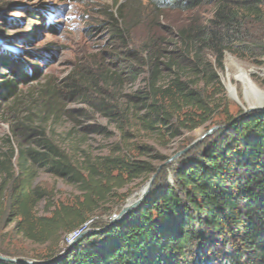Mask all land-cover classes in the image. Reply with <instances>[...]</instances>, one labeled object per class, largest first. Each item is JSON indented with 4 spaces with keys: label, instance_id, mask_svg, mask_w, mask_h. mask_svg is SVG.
<instances>
[{
    "label": "trees",
    "instance_id": "1",
    "mask_svg": "<svg viewBox=\"0 0 264 264\" xmlns=\"http://www.w3.org/2000/svg\"><path fill=\"white\" fill-rule=\"evenodd\" d=\"M206 5L212 7V17L201 22L197 12ZM170 10L192 13L190 21L177 29L161 25L159 32L150 29L146 36H136L139 13L150 12L155 19ZM101 15L96 31H107L112 38L110 55L121 60L128 56L133 66L123 74L111 69L100 76L124 75L128 80L140 69L146 73L144 89H136L130 101L118 107V116L131 109L146 129L162 125L166 130L173 120L194 129L211 121L215 109L204 92L220 85L217 68L223 67L224 52L236 53L237 43L248 38L243 22L264 21V0H115ZM172 45L179 48L170 49ZM261 49L264 53V46ZM205 52L214 56L217 66L203 57ZM8 66L18 75L0 83V97L9 100L18 96L21 81L29 84L38 78ZM84 75L75 69L61 84L48 85L44 99L45 93L56 97L53 106L60 110L64 99L85 94L80 89L95 84ZM224 120L223 127L191 150L200 152L180 156L174 169L176 188L156 185L142 208L114 226L94 223L98 231L70 247L68 235L81 229L116 187L155 168L124 156L74 160L49 139L14 148L9 158L0 159V174L6 179L0 186V223L7 217L17 235L46 246L43 254L31 256L34 264H264V111L235 118L226 110ZM41 169L70 179L82 196L71 204H49L50 213L40 215L37 207L47 198L35 185ZM195 242L200 251L192 259ZM0 254L28 257L2 246ZM0 264L18 263L0 259Z\"/></svg>",
    "mask_w": 264,
    "mask_h": 264
},
{
    "label": "rangeland",
    "instance_id": "2",
    "mask_svg": "<svg viewBox=\"0 0 264 264\" xmlns=\"http://www.w3.org/2000/svg\"><path fill=\"white\" fill-rule=\"evenodd\" d=\"M114 1L0 0V83L17 80L18 75L8 64L38 78L29 84L19 82L16 98L8 100L0 97V159L9 158L14 148L30 147L42 139H49L74 160L124 156L144 161L155 168L150 174L126 181L121 188L116 187L106 201L100 203L92 218L82 227L81 235L75 239L94 230L97 232L94 223L110 225L129 202L137 199L142 190L144 192L153 176L151 192L161 183L176 188L174 169L180 156L167 161L209 128L223 125L226 110L235 118L254 111H264L259 109L264 108V53L261 49L264 46V21L249 20L243 22V32L248 38L244 43H237L236 53L224 52L223 67L217 68L220 85H210L204 92L210 98L211 108L215 109L211 121L194 129L180 126L175 120L170 122V128L166 130L162 125L146 129L134 119L131 109L125 115L118 116V107L127 104L129 96L136 89H144L146 73L142 67L136 78L130 75L128 80L124 75H118L117 79L100 76L111 69L121 73L133 66L128 56H122L121 60L110 55L114 52L112 38L107 31H96L103 22L102 8L113 6ZM130 13L134 19L133 12ZM149 13L145 12L144 16L139 13L134 19L138 23L137 37L146 36L150 29L159 32L161 25L173 29L184 27L192 16V13L170 10L154 19ZM197 13L198 20L205 22L212 17V7L206 5ZM169 48L175 50L179 45ZM229 56L253 67L248 71L255 89L245 90L243 85L236 84V93L232 94L228 88L229 78L233 77V70L227 64ZM203 57L217 66L210 52H205ZM32 67L36 73H33ZM98 67L102 68L100 73L97 72ZM75 69L78 73L84 72L88 81L95 84L81 88L83 92L86 91L85 94L64 99L60 102V110L54 109L57 98H49L45 93L47 99H44L46 87L61 84ZM231 82L235 84L236 80L231 79ZM48 107L50 111L46 113ZM193 112L199 111L194 109ZM14 130L17 136L13 135ZM191 150L193 148L188 152ZM200 150H194L191 154ZM11 160L19 164L18 159ZM5 181V177L0 174V186ZM35 185L47 197L37 207L40 215L50 213L49 204H71L82 196L78 186L70 179L54 175L46 169L37 172ZM7 220L6 217L0 223V246L27 254L28 257L22 256L20 259L29 261L34 260L31 256L45 252L46 246L17 235L13 224H8ZM66 243L67 247L73 244ZM197 245L195 242L192 246V259L200 251Z\"/></svg>",
    "mask_w": 264,
    "mask_h": 264
},
{
    "label": "water",
    "instance_id": "3",
    "mask_svg": "<svg viewBox=\"0 0 264 264\" xmlns=\"http://www.w3.org/2000/svg\"><path fill=\"white\" fill-rule=\"evenodd\" d=\"M259 109H264V108H259ZM251 110V109H250ZM234 122V121H233ZM223 126L221 125H218V126H213L211 128H209L206 132L202 133L197 139H195L190 145H188L186 148H184L183 150L177 152L172 158H169V161L183 155L184 153L188 152L190 149H192L193 147H195L197 144H199L205 137L211 135L214 133V131H216L217 129L221 128ZM153 180H154V176L150 179L149 183L147 184V187L146 189H144V192L142 193V195L140 196L139 199H137L136 201H134L133 203L131 204H128L126 205L119 217L115 220H113L109 226H114V225H117L118 223L122 222L127 215H129L130 213H132L133 211H137L138 209L142 208L144 206V204L146 203L147 201V198L149 197L150 193H151V185L153 183ZM98 231V230H97ZM86 233V232H85ZM85 233H83L82 235H84ZM80 239L77 238L75 240V242H73L72 245H74L75 243L78 242V240ZM71 245V246H72ZM69 249L68 248L65 252L62 253L61 256L65 255V254H68L69 253ZM0 259L1 260H4V261H9V262H14V263H18V264H34L35 262L33 261H29V260H25V259H20V258H12V257H7V256H4V255H1L0 254Z\"/></svg>",
    "mask_w": 264,
    "mask_h": 264
},
{
    "label": "bare ground",
    "instance_id": "4",
    "mask_svg": "<svg viewBox=\"0 0 264 264\" xmlns=\"http://www.w3.org/2000/svg\"><path fill=\"white\" fill-rule=\"evenodd\" d=\"M227 64H228L229 68L231 70H233V72H232L233 77L232 78H229V81H228L229 82L228 88L230 89V91L232 92V94L235 95V93H236V84L237 85L238 84L243 85L244 88H245V90H247V89L249 90L250 88H251V90L252 89H255L254 83H253V81L251 79V76L249 74V71H248L249 69H252L253 67L250 68L245 63L240 62L239 60L235 59L232 56H229L228 57ZM231 79H235L236 80V83L235 84H232ZM142 192H143V190H142ZM142 192H141L140 196L142 195ZM137 199L132 200L131 202H129V204L133 203Z\"/></svg>",
    "mask_w": 264,
    "mask_h": 264
},
{
    "label": "built area",
    "instance_id": "5",
    "mask_svg": "<svg viewBox=\"0 0 264 264\" xmlns=\"http://www.w3.org/2000/svg\"><path fill=\"white\" fill-rule=\"evenodd\" d=\"M82 231H83V228L78 229V230H76V231L70 233V234L68 235L66 241H67L68 243H72V242H74V241L76 240L75 238L78 237V236H80V235H81L80 233H81ZM79 234H80V235H79Z\"/></svg>",
    "mask_w": 264,
    "mask_h": 264
}]
</instances>
